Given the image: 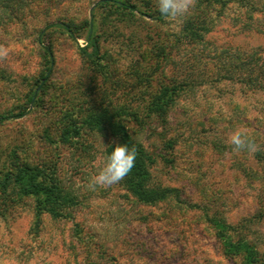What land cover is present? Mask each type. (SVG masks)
Listing matches in <instances>:
<instances>
[{
	"label": "rangeland",
	"instance_id": "obj_1",
	"mask_svg": "<svg viewBox=\"0 0 264 264\" xmlns=\"http://www.w3.org/2000/svg\"><path fill=\"white\" fill-rule=\"evenodd\" d=\"M129 1L151 16L101 6L99 0L0 6V47L7 50L0 58V115L27 108L23 117L0 123V177L30 166L72 185L80 200L71 217L43 214L35 226L34 198L17 188L0 189V264H240L222 254L208 216L230 224L249 220L264 251V161L228 143L239 130L264 150V92L223 77L249 69L234 57L264 44V0H195L176 21L160 13L156 0ZM89 19L101 55L92 60L79 50L87 44ZM191 21L206 28L203 42L185 36ZM52 22L76 25L77 38L45 29L41 40L51 47L52 72L36 105L27 104L48 65L38 34ZM175 79L191 86L175 99L164 129L154 119L139 127L131 118L129 135L171 158L154 163L152 173L161 184L180 188L183 203L127 202L122 217L113 185L88 186L114 139L81 121L111 103L130 104L141 114L149 94ZM159 133L174 140L173 148L161 147Z\"/></svg>",
	"mask_w": 264,
	"mask_h": 264
},
{
	"label": "trees",
	"instance_id": "obj_2",
	"mask_svg": "<svg viewBox=\"0 0 264 264\" xmlns=\"http://www.w3.org/2000/svg\"><path fill=\"white\" fill-rule=\"evenodd\" d=\"M17 0H0V6L5 5L9 9V4ZM4 3V4H3ZM101 6H113L121 12L139 14L142 16H151L150 13L139 9L129 0H99ZM93 15V12H91ZM157 18V17H156ZM85 40L86 45L79 47L81 53L92 60L100 57V46L98 34L95 32V23L93 19L85 20ZM192 24V25H191ZM55 28L67 34L71 40L76 41L77 26L70 22H52L40 30L38 34V43L47 61V68L35 83L34 89L27 95V104L36 105V101L42 90L47 85L52 72L53 54L50 45L43 43L45 29ZM201 25H194L191 22L183 28L185 36L193 43L203 42L205 31ZM90 47V51L87 48ZM234 57L245 65H250L249 69L240 70L233 74H224L225 78L235 77L250 87V91L260 90L264 92V44L259 46L254 52H241ZM191 86L188 81L179 82L176 79L168 83L161 84L157 90L150 93L148 103L142 108L143 112L139 113V108L130 104H109L108 107L98 106L81 121L82 126H86L91 131H105L114 139L104 149V158L111 153L117 143L127 144L129 148L133 146L137 150L134 167L131 172L119 183L113 184L118 192L114 194L115 207L122 217L127 214L125 203L131 202L139 205H155L172 198L177 204L183 203L181 189L178 187H169L161 184L154 179L152 166L159 161L169 162L171 158L165 156L160 151L149 149L144 143L129 135V124L132 123L139 127L145 126V119L156 120L161 126L167 124L168 112L174 104L175 99L181 92ZM27 113V108L19 110L17 113L0 115V123L13 118L23 117ZM132 118V120H131ZM147 123V122H146ZM69 130L64 132L67 134ZM75 133H78L75 130ZM65 141H69L68 136H64ZM161 147L165 149L173 148L174 140L165 138L159 133ZM258 161H264V150L254 153ZM264 176V169L261 170ZM17 188L18 193L22 196L33 197V211L35 215V226H38L43 214L50 215L53 219L72 215V211L80 205L79 193L75 188L64 182L61 178L51 174L49 177L44 175L40 170L33 172L30 166H20L14 173L6 174L0 177V189L4 191ZM6 203V202H5ZM71 217V216H70ZM207 222L216 227V239L219 242L222 254L227 259H240V264H264V251L259 247L258 242L252 236L249 220L230 224L221 217L208 216Z\"/></svg>",
	"mask_w": 264,
	"mask_h": 264
},
{
	"label": "clouds",
	"instance_id": "obj_3",
	"mask_svg": "<svg viewBox=\"0 0 264 264\" xmlns=\"http://www.w3.org/2000/svg\"><path fill=\"white\" fill-rule=\"evenodd\" d=\"M195 0H156V6L160 13L169 21H176L185 16L190 8L194 7ZM7 55V50L0 47V58ZM228 143L233 151H248L255 153L260 151V146L246 134L237 130L228 137ZM137 150L133 146L117 143L108 154L99 170L90 177L88 186L92 190L106 188L122 181L132 170L135 164Z\"/></svg>",
	"mask_w": 264,
	"mask_h": 264
}]
</instances>
